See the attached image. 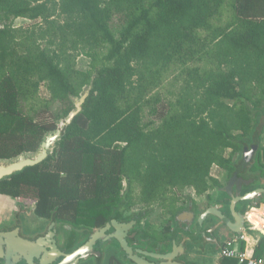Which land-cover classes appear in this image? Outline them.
<instances>
[{"label": "trees", "instance_id": "16d2710c", "mask_svg": "<svg viewBox=\"0 0 264 264\" xmlns=\"http://www.w3.org/2000/svg\"><path fill=\"white\" fill-rule=\"evenodd\" d=\"M43 85L54 110L35 107ZM85 85L48 156L0 178V194L31 193L35 215L70 227L136 201L174 215L178 193L220 186L213 169L233 172L264 132V0H0V159L35 152ZM254 157L263 171L260 146Z\"/></svg>", "mask_w": 264, "mask_h": 264}, {"label": "flooded vegetation", "instance_id": "af4514ba", "mask_svg": "<svg viewBox=\"0 0 264 264\" xmlns=\"http://www.w3.org/2000/svg\"><path fill=\"white\" fill-rule=\"evenodd\" d=\"M260 138L252 137L248 149H244L242 152H240V154H238V157L241 156L239 160L240 162L237 164L233 172H221L222 177H218L220 186L211 189L206 194H203V198L200 200H197L195 197H192L190 195L184 197L185 199L183 203L178 204L177 202L176 214L173 215L169 211L168 217L163 219L160 228L155 227L152 228V230L148 228L154 225V223L150 222L148 219L152 211L149 208L138 210L124 209L120 215H116L107 219L101 225L81 228L60 224L59 222L53 221L50 218L38 217L34 213V205L32 213L38 217V219L41 221H39V223H42L41 225L43 226H40L37 231L33 230V233L30 235L26 234L25 232L24 233L26 235L22 232L21 233L30 238L39 235H51L53 233L52 238L55 241V247L59 254L50 264H60L64 260L65 256L72 254L79 247L86 244V242L89 240H92V242L90 243V247L87 251L79 254L76 261L70 259V263L64 262L63 264H138V262L133 259L134 257L137 259L143 257L147 261L158 264L164 259H155L153 258L154 254L157 255L155 257H158L159 254L164 255L172 250V234L174 230L180 227L184 228L185 230L188 229L193 233L195 231L197 218L210 206H214L225 215L230 216V206L232 200L234 199L236 200L234 206L235 212H237L238 215H242V219L244 221H247L246 212L253 203L251 202V200L243 198V195L248 194L254 188L252 184L253 181L255 182L256 180L260 181L262 180V178L264 179V169L263 171L258 168L254 169L252 168L251 164L255 158L254 155L256 154V151L259 149ZM253 146L255 147V150L248 164L241 170L236 171L242 159L244 158L245 151L251 149ZM235 172L236 175L229 186L230 180ZM228 186L230 187V190L227 189ZM2 195L16 202L10 206L9 212L10 218L12 219L11 221H13L12 223H10L11 225H13L12 228L19 229V223H26L24 225V229L28 228V223L31 222L25 217L29 216L30 214L27 211L23 212L24 214L22 213V211H18L20 207V205H17L16 201L18 197H11L5 194ZM25 213H27V215ZM21 214H23L24 216ZM8 215L6 217H8ZM3 221L4 220L0 214V227ZM216 221H218L217 218L214 219V222ZM114 223L117 224L118 228L114 226ZM36 224L38 223L34 222V225ZM205 227L206 225H204V228ZM223 227L226 226L223 225ZM204 228L202 227V230H204ZM218 228L219 227L213 229L216 241L212 243L214 245L211 246L210 244L211 248H208V246L204 245L203 240L202 242L200 241L201 243L197 242L196 245H189L188 242L187 249L183 250V252L179 251V256H177V259L184 264H188L185 261V258L187 250L190 247H194L196 251L204 252L206 250L210 253L217 252L218 254H220L224 243L228 238L233 236L234 233H226V235L223 236ZM244 229L246 231L248 229V226L244 225ZM176 237L182 238L179 234ZM119 238H123L126 241L127 246L131 248L130 253H128L123 248V245L120 243ZM141 251H147L150 254L144 255L141 253ZM16 264H25V262L17 261Z\"/></svg>", "mask_w": 264, "mask_h": 264}, {"label": "water", "instance_id": "95a60500", "mask_svg": "<svg viewBox=\"0 0 264 264\" xmlns=\"http://www.w3.org/2000/svg\"><path fill=\"white\" fill-rule=\"evenodd\" d=\"M88 90L89 88H86L83 91L81 97L75 100V109L72 110L66 118L60 120L55 131L49 132L43 138L39 145V148L35 152H25L10 159H0V178L19 171L26 166L38 164L39 162L44 160L51 152L54 142L62 134L66 125H68L73 117L81 110V105L85 97L88 95ZM254 150L255 147L253 146L251 149L245 151L244 158L242 159L236 171L241 170L248 164ZM235 175L236 172L233 174L229 186ZM252 184L254 188L248 194H244L243 198L251 200L252 203H259L260 201L264 200V179L262 178V180L260 181H253ZM229 186L227 187L228 190H230ZM235 203L236 200L233 199L230 206V216L225 215L214 206L208 207L197 218L195 231L193 233L188 229L185 230L184 228L180 227L176 228L172 234V250L164 255L159 254L158 257H155L157 255L154 254L153 258L164 259L158 264H184L177 259V256H179V251L183 252V250L187 249L188 242L190 245H196L197 242H202V239L200 238L204 237L209 238V240L212 241L213 238L211 237L212 235L210 233L214 228L223 225H225L226 228L234 234L244 232V225L252 227V224L242 219V215H238V213L235 212ZM215 218H217L218 221L214 222ZM204 225H206L207 227L206 230H202V227L204 228ZM114 226L118 228L117 224H115ZM207 229H210L209 232L207 231ZM253 229L258 230L257 226H253ZM178 234L181 235V239L176 237ZM52 235L53 233L51 235L46 234V236L39 235L30 238L23 235L20 231V228H12L8 225L2 226L0 227V259L4 264H16L17 261H23L25 262V264H50L59 254L55 247V241L52 238ZM119 241L123 245V248L128 253H130L131 248L127 246L126 241L123 238H119ZM91 242L92 240L87 241L86 244L79 247L75 252L68 256H65L64 260L60 264H63L64 262L70 263V259L76 261L79 254H82L88 250ZM141 253L144 255L150 254L147 251H141ZM133 259L136 260L138 264H157L147 261L143 257H140L138 259L134 257Z\"/></svg>", "mask_w": 264, "mask_h": 264}, {"label": "rangeland", "instance_id": "374dc122", "mask_svg": "<svg viewBox=\"0 0 264 264\" xmlns=\"http://www.w3.org/2000/svg\"><path fill=\"white\" fill-rule=\"evenodd\" d=\"M226 15H227V13L224 14L223 19H225ZM12 24H13V26H29V25L33 24V21L29 20V19H26V18H22V17H17V18L13 19ZM90 61L91 60H90V58L88 56L80 54L76 58L75 67L78 70L87 71L91 67ZM174 73L175 72L171 73L170 76L168 77V79L166 80V85H165L166 87H170V81L172 80V77H173ZM86 88H89V86H87V85L83 86L82 92ZM161 93L164 94V92H161ZM48 100H49V93L46 90L45 86L43 85V86H41L39 88V91H38V100H37V102L35 104L36 105L35 106L36 109H39V108L43 107L42 105L47 103L46 101H48ZM44 107H45V105H44ZM46 107H49L52 110H54V109H56L58 107V105H57V103H54V102L50 101L49 103L46 104ZM22 109L25 112H28L30 114H34L35 113L32 109H30V105L26 104L25 102H22ZM260 148H261V152H262V150H264V132L262 133L261 138H260ZM260 156H261V154H260ZM262 161L264 162V160H262ZM212 173L214 175H217L219 178L222 177V174L220 175V173H218V169L217 168H214ZM188 195H190L192 197H195L197 200H200V199L203 198L202 195H196L192 188H186V189H184L183 192L177 194L176 199H177L178 204L183 203L184 199H185L184 197H186ZM16 201H17V205L18 206L20 205V207H21V209L19 207L18 211H20V212L22 211V213L27 211L30 214L29 216L25 217L28 220H30V222H31V223H28V228L24 229V225L26 223H19L20 224L19 227H20L21 232L23 234L26 233V234L30 235V234L33 233L32 232L33 230L37 231L40 228V226H43V225H41L42 223H39L40 220L38 219V217L35 216L32 213V209H33V207L35 205V198L33 197V195L31 193H28V195H25V196L18 197L16 199ZM14 203H16V202H14L11 199H8L6 196L0 194V214H1L2 218H3V220H4L2 222V224H1V227L5 226V225L13 227V225L10 224L13 221H11L12 219L10 218L9 212H10V206L13 205ZM132 208L134 210H138V209H145L146 207H144L141 203L136 201ZM23 214H21V215H23ZM25 214L27 215V213H25ZM7 215H8V217H6ZM168 215H169V210L167 208H163L162 206H160L158 204H155L153 209H152V211H151V213H150V215H149V217H148L149 221L154 223V225H152L151 227H148V228L150 230H152V228H155V227L156 228H160V226L162 225L163 219L168 217ZM34 222H37L38 224L34 225ZM3 224H5V225H3Z\"/></svg>", "mask_w": 264, "mask_h": 264}, {"label": "built area", "instance_id": "2783aa9c", "mask_svg": "<svg viewBox=\"0 0 264 264\" xmlns=\"http://www.w3.org/2000/svg\"><path fill=\"white\" fill-rule=\"evenodd\" d=\"M257 208V206H251L246 212L247 222L253 221L255 223L252 224V227H248V231H254L253 226H257L259 230L264 232V219H262L260 217V214H258ZM255 218L257 219L256 222L254 221ZM248 231L236 233L230 238H228L224 243V246L220 252V256L224 258H235L238 260V264H264L263 257H256L254 255L253 250L255 248L257 239L255 237H250Z\"/></svg>", "mask_w": 264, "mask_h": 264}, {"label": "crops", "instance_id": "0c3cea01", "mask_svg": "<svg viewBox=\"0 0 264 264\" xmlns=\"http://www.w3.org/2000/svg\"><path fill=\"white\" fill-rule=\"evenodd\" d=\"M252 206L258 207L257 208L258 214H260V217L262 219H264V200L260 201L259 203H253ZM253 214H255V213H253ZM256 220L257 219L255 218L254 221L256 222ZM250 222H253V221H250ZM206 228L207 227H205L204 230H206ZM209 230L207 229L208 232H209ZM218 230L221 232V234L223 236H225L226 233H232L229 229H227L226 227H223V226H220L218 228ZM246 231H248V229ZM210 234L212 235L211 237L213 238L212 241H210L209 238H206V237L202 238L204 245L208 246V248H211L210 244L212 246V245H214L212 243H214V241H216L215 234L213 233V231ZM248 234L250 235V237H253V238L255 237L257 239V242L255 244V248H256V246L258 245V242H259L261 236L264 234V232L261 230H254V231H248ZM179 239H181V238L179 237ZM252 243H254V242H252ZM255 248L253 250L254 252H255ZM260 257L264 258V254ZM223 258L224 257H221L220 254H218L217 252L216 253H210L209 251L207 252L206 250L204 252L203 251H196L194 249V247H192V248L190 247L187 250L185 261L188 264H225L222 262Z\"/></svg>", "mask_w": 264, "mask_h": 264}, {"label": "bare ground", "instance_id": "6f19581e", "mask_svg": "<svg viewBox=\"0 0 264 264\" xmlns=\"http://www.w3.org/2000/svg\"><path fill=\"white\" fill-rule=\"evenodd\" d=\"M249 223H251V224H255V223H253V222H250V221H248Z\"/></svg>", "mask_w": 264, "mask_h": 264}]
</instances>
